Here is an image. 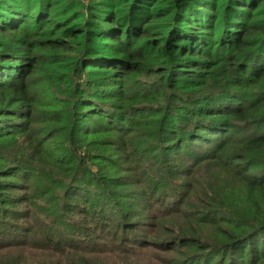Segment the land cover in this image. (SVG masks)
Returning a JSON list of instances; mask_svg holds the SVG:
<instances>
[{
  "label": "trees",
  "instance_id": "1",
  "mask_svg": "<svg viewBox=\"0 0 264 264\" xmlns=\"http://www.w3.org/2000/svg\"><path fill=\"white\" fill-rule=\"evenodd\" d=\"M17 253L264 264V0H0V264Z\"/></svg>",
  "mask_w": 264,
  "mask_h": 264
},
{
  "label": "rangeland",
  "instance_id": "2",
  "mask_svg": "<svg viewBox=\"0 0 264 264\" xmlns=\"http://www.w3.org/2000/svg\"><path fill=\"white\" fill-rule=\"evenodd\" d=\"M126 164V163H125ZM139 186V187H138ZM142 185H138V184H135V187L138 188V189H141ZM144 186V184H143ZM142 190V189H141ZM143 192V191H142ZM127 203H125V207L128 209V210H134L135 212H137L136 214H151V213H146L144 211V207L146 206V202H150V199L149 198H143V197H136L134 199H126L125 200ZM134 213L130 215V218L131 217H134ZM129 218V219H130ZM142 220V219H141ZM30 222H33L32 220ZM37 257L38 254H35ZM11 256V257H10ZM20 256V258H18ZM8 259L12 260V261H15L16 263H18L19 261V264H21L22 262L24 264H36L33 260L34 259H31V257H29V255H26V256H22V254H13V255H9L8 256Z\"/></svg>",
  "mask_w": 264,
  "mask_h": 264
}]
</instances>
